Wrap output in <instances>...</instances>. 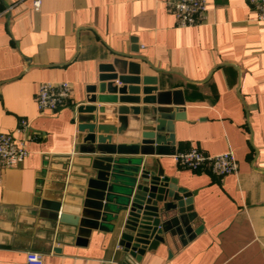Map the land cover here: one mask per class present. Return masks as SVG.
<instances>
[{"label": "crops", "instance_id": "crops-1", "mask_svg": "<svg viewBox=\"0 0 264 264\" xmlns=\"http://www.w3.org/2000/svg\"><path fill=\"white\" fill-rule=\"evenodd\" d=\"M16 1L0 16V132L26 138L29 155L0 167V264H26L30 250L45 264H125L120 217L108 219L110 231L57 218L75 215L97 173L98 152L82 151L89 142H78L76 108L113 59L154 78L157 101L137 106L162 107L171 118L153 153L134 154L139 140L122 133L111 143L126 153L110 155L157 160L191 194L189 224L199 229L184 244L167 234L126 263L264 264V23L253 4L208 0L202 23L183 28L165 0H43L39 11L30 0H0V11ZM60 81L69 83L71 98L40 112L39 84ZM21 120L27 127L18 131ZM147 123L140 115L139 128ZM191 147L231 151L236 171L217 176L180 167L173 155Z\"/></svg>", "mask_w": 264, "mask_h": 264}, {"label": "water", "instance_id": "water-1", "mask_svg": "<svg viewBox=\"0 0 264 264\" xmlns=\"http://www.w3.org/2000/svg\"><path fill=\"white\" fill-rule=\"evenodd\" d=\"M152 84L154 78L140 77L136 63L113 59L112 63L100 66L97 82L86 87V104L76 108L78 142H89L82 151L98 152L92 164L97 173L89 180L82 207L76 208L75 215H57L60 221L66 220L80 229L109 231L114 224H108V219L120 217L118 245L126 253V262L139 261L147 250L165 243L167 234L184 244L199 230H191L189 224L191 194L178 187L176 179L166 177L157 160L154 163L142 156L126 159L110 155L126 153V146L111 143L112 134L127 133L138 139L131 147L134 154H151L156 150L153 146L164 140L160 132L164 120L171 118L165 109L137 106L157 101V88ZM97 102L100 104L96 105ZM149 113L152 117H145ZM140 115L149 122L141 128ZM115 118L117 124L113 125ZM131 121L135 124L128 131ZM60 206L55 204L54 210L58 211Z\"/></svg>", "mask_w": 264, "mask_h": 264}, {"label": "built area", "instance_id": "built-area-1", "mask_svg": "<svg viewBox=\"0 0 264 264\" xmlns=\"http://www.w3.org/2000/svg\"><path fill=\"white\" fill-rule=\"evenodd\" d=\"M256 10V18L264 23V0H247ZM43 0H30L32 11H39ZM168 10L172 13L178 27H192L202 23L208 10V0H165ZM17 4L11 2L0 11V16L10 13ZM72 92L68 82H41L36 95L37 108L40 112L55 111L65 105ZM27 122L20 121L21 129H26ZM17 133V132H16ZM28 140L15 137L12 132H0V167H11L22 163L29 155ZM174 161L180 167L194 171L209 170L217 176H224L236 171V159L231 151L218 154H205L191 147L175 153ZM26 264H45L42 255L37 251H27Z\"/></svg>", "mask_w": 264, "mask_h": 264}]
</instances>
